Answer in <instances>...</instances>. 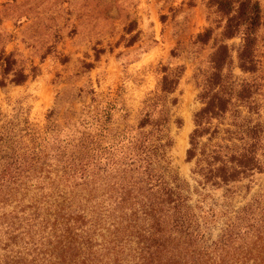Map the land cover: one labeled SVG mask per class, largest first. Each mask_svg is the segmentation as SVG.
Instances as JSON below:
<instances>
[{"label": "trees", "instance_id": "trees-1", "mask_svg": "<svg viewBox=\"0 0 264 264\" xmlns=\"http://www.w3.org/2000/svg\"><path fill=\"white\" fill-rule=\"evenodd\" d=\"M206 6L210 22L195 43L213 41V51L199 73L203 105L187 161L196 159L203 184L230 192L264 171V126L251 117L256 85L233 72L258 70L264 13L260 0ZM237 37L235 62L227 41ZM160 70L136 123L119 101L97 96L64 123L55 108L44 125L0 112V264H264V189L227 215L217 238L208 230L215 210L191 203L169 156L177 103L169 96L184 65ZM29 76L14 51L0 50V87Z\"/></svg>", "mask_w": 264, "mask_h": 264}, {"label": "rangeland", "instance_id": "rangeland-1", "mask_svg": "<svg viewBox=\"0 0 264 264\" xmlns=\"http://www.w3.org/2000/svg\"><path fill=\"white\" fill-rule=\"evenodd\" d=\"M206 1L0 0V50L14 51L30 73L22 84L0 87V112L3 121L28 119L44 125L55 108L64 123L67 118L79 119L97 96V102L119 101L128 110L129 121L136 123L145 100L159 89L160 66L184 65L178 88L169 96L177 98L171 105L174 146L169 156L187 182L197 211L215 210L217 218L208 230L217 238L227 215L262 192L264 171L231 184L229 192L226 186L203 184L194 172L196 159L187 161L194 115L203 105L199 73L208 67L213 51V41L195 43L196 34L210 22ZM260 2L264 13V0ZM259 35L258 70L244 73L235 66L233 72L237 81L250 79L256 85L251 117L264 126V25ZM240 42L239 37L227 41L235 62Z\"/></svg>", "mask_w": 264, "mask_h": 264}]
</instances>
